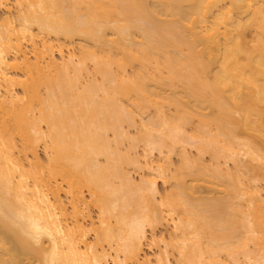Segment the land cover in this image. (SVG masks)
Masks as SVG:
<instances>
[{
  "label": "bare ground",
  "instance_id": "6f19581e",
  "mask_svg": "<svg viewBox=\"0 0 264 264\" xmlns=\"http://www.w3.org/2000/svg\"><path fill=\"white\" fill-rule=\"evenodd\" d=\"M0 10V264H264V0Z\"/></svg>",
  "mask_w": 264,
  "mask_h": 264
},
{
  "label": "rangeland",
  "instance_id": "374dc122",
  "mask_svg": "<svg viewBox=\"0 0 264 264\" xmlns=\"http://www.w3.org/2000/svg\"><path fill=\"white\" fill-rule=\"evenodd\" d=\"M2 10H0V15L2 16L3 15V11L1 12ZM252 33H248L247 35L248 36H250V38H251V35ZM139 118L138 119H140L141 117L140 116H138ZM142 118H144V117H142ZM142 120H144V119H142ZM141 121V120H140ZM142 122V121H141ZM128 131H130L131 133H133L134 132V128L132 129V128H130V129H128ZM131 135V134H130ZM140 147L141 146H139V148H137L139 151L141 150L140 149ZM190 147V146H189ZM191 148V147H190ZM187 149H188V147H187ZM137 150V151H138ZM188 151H189V149H188ZM191 152L193 151V149L192 150H190ZM153 152H155V151H153ZM153 152H151L152 154H153V156L152 155H150V158H152V160H157L158 159V157H156V156H159V154L158 153H153ZM193 153V152H192ZM158 154V155H157ZM160 158V157H159ZM205 159H206V157H205ZM158 161V160H157ZM172 161H176L177 162V157H175V155H172ZM173 164V163H172ZM174 164H176L175 162H174ZM130 169V168H129ZM131 171H130V176H131V179L132 178H134V179H132L134 182H137L136 180H138V177H140L141 176V174H142V172L141 171H139V170H134V169H130ZM129 171V170H128ZM137 172H139V173H137ZM133 175V176H132ZM156 187H157V190L159 191V193L160 192H163V190L167 187V184H162L161 183V181L160 180H157L156 181ZM165 187V188H164ZM92 215H93V217H95L94 215H95V212H93L92 213ZM156 231H157V233L160 231V229H156ZM146 251V253H148V254H150V253H153L152 251H156V248L155 249H151V251H150V249H147V250H145ZM109 264H112V261H109Z\"/></svg>",
  "mask_w": 264,
  "mask_h": 264
}]
</instances>
